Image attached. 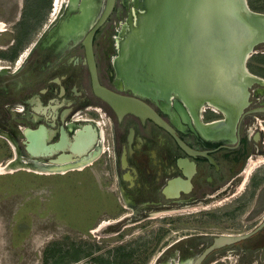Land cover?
Segmentation results:
<instances>
[{
	"label": "flooded vegetation",
	"instance_id": "1",
	"mask_svg": "<svg viewBox=\"0 0 264 264\" xmlns=\"http://www.w3.org/2000/svg\"><path fill=\"white\" fill-rule=\"evenodd\" d=\"M47 1L48 22L35 31L24 20V0L16 4L12 23L9 7L0 2V166L7 169L0 181L83 182L102 208L89 236L104 226L98 225L101 217L107 218V230L117 227L120 235L152 220L195 214V221L168 223V230L180 227L184 235L152 264H195L215 240L254 232L264 221V78L250 71V61L264 55L259 51L264 43L252 47L243 61L250 77H238L236 52L247 41L239 40L233 27L220 31L214 24L213 35L222 32L223 40L215 42L210 75L194 81L189 62L196 60L198 46L187 40L190 12L180 16L179 38H168L175 50L159 48L158 41L143 53L137 46L144 43L139 0H114L100 25L107 0H96L98 8L92 0H61L53 19L55 2ZM95 85L138 100L173 133L139 114L118 115L96 95ZM81 139V154L75 153ZM31 140L41 141L51 154L30 156ZM251 199L254 206L248 207ZM233 204L224 214L230 222L246 209L249 222L262 216L245 233L213 232L223 229L210 222L216 210ZM256 262L264 264V226L247 239L214 249L199 264Z\"/></svg>",
	"mask_w": 264,
	"mask_h": 264
},
{
	"label": "rangeland",
	"instance_id": "2",
	"mask_svg": "<svg viewBox=\"0 0 264 264\" xmlns=\"http://www.w3.org/2000/svg\"><path fill=\"white\" fill-rule=\"evenodd\" d=\"M19 1L0 0L9 7L7 16L11 23L16 17V9L17 12L19 10L16 6ZM216 1L218 2L191 0L189 3L192 24L189 32L186 33L191 35L190 37L187 36V40L196 41L198 46L196 60L193 61V58L189 62L192 69L191 78L194 81L200 78L207 79L210 75L215 42L221 38L219 40L221 43L224 37L222 32L219 33L218 38L213 35V20H225L228 16L236 18L235 1L230 2V5H226L223 0ZM245 1L251 11L264 14V0ZM48 3L47 0H24L25 12L23 15L29 30H41L42 25L47 24L48 17L46 18V15L49 7L51 8ZM209 9H212L211 12ZM36 22L37 25H35ZM224 24V22H219L218 29L223 31L226 25L235 27L228 22L226 25ZM158 30L156 28L153 34L162 35ZM162 36L166 37L164 34ZM164 41L163 46L174 50L173 46H169V43ZM259 51H264V47L260 48ZM203 67L207 69L205 73L200 71ZM250 71L264 78V55L260 54L257 55L256 59L255 57L251 59ZM205 74L207 75L205 76ZM6 170V166H0V173ZM20 179L23 180L22 177ZM29 181L35 182L26 178L22 181L24 184L19 183L12 188L9 185L8 189L10 190H0V264H55V261L61 259L68 260L63 256L67 252L68 254L71 253L73 248L80 251L81 255L86 254L87 256L85 255L78 262L71 264H93L92 261L98 257L113 264H152L162 250L184 235L180 227H169L168 230V223L182 224L190 220L195 221L194 218L196 217L195 214H191L178 218L170 217L168 220L156 219L150 221L145 228L135 227L123 231L120 235H116L120 231L117 227L115 230H107V218L101 217L98 225L104 223V226L99 230L94 228L97 231L95 233L92 231L90 236L81 235L71 230H76L73 228L78 227L86 228L90 225V221L85 220L82 216L86 210L85 199L75 196L77 190L72 182L62 180L58 185L50 188L49 185L43 186L44 183L52 184L48 181L45 182L44 179L39 178L34 184ZM10 182L12 183L11 180ZM14 182L16 183L13 180L12 184ZM84 191L86 190L80 192L83 193ZM234 205L216 210L217 215L210 222L221 224L223 229L221 227L213 232L245 233L258 222L257 218L262 216V214H257L255 219L249 222L248 217L250 215H247L248 211L245 208L246 210L241 212L242 214L236 215L235 220L230 222L226 220L227 217L224 214L232 212L231 206ZM251 206H254L252 199L248 207ZM226 225H229V228H225ZM188 234L193 233L188 232ZM255 264L260 263L256 262Z\"/></svg>",
	"mask_w": 264,
	"mask_h": 264
},
{
	"label": "water",
	"instance_id": "3",
	"mask_svg": "<svg viewBox=\"0 0 264 264\" xmlns=\"http://www.w3.org/2000/svg\"><path fill=\"white\" fill-rule=\"evenodd\" d=\"M138 6L142 10L141 14V22H140V32L143 34L144 43L140 46L142 48V52H145L146 47L155 48L156 42L158 45L159 41V48H161L165 41H168V38H171V41L176 37H178L179 34V19L180 16L183 17V15L186 13L187 17L190 12L191 16L192 13L190 11V2L191 0H139ZM235 1V19L232 17H227L225 20L231 24H234L235 27H233L234 30L246 32L251 31L254 33L259 32L264 34V15H255L251 12H246L245 8L246 3L245 0H223L226 5H230V2ZM114 0H107L105 12L99 21L98 25H100L103 20L106 18V16L109 14ZM213 2H218L216 0H213ZM248 10V9H247ZM186 17V18H187ZM223 18V17H221ZM224 20L217 19V21L213 20V26L218 25L219 22H222ZM175 22V24H173ZM226 22V24H227ZM157 30L163 35H166L164 38L160 34H153L154 30ZM225 30V27L224 29ZM152 33L151 35L149 34ZM157 33V32H156ZM252 33H249V39L247 41V45L250 46L252 44V47L264 43V38L262 40L257 41V44H254V37H252ZM179 38V37H178ZM243 39V38H242ZM251 47V48H252ZM93 79L95 80V75L93 74ZM95 92L98 97H100L102 100H104L107 104H109L112 109L118 114L121 115L124 111H129L134 114H139L142 118H148L151 121H153L157 126L163 127L166 130H169L166 124L161 121V119L149 108H147L144 104L139 102L135 99H124L119 96H115L114 94L109 93L108 91H105L103 89H100L98 85H95ZM124 107V108H122ZM141 113V114H140ZM170 131V130H169ZM171 132V131H170ZM173 133V132H171ZM77 145L75 146V153L81 154V149L83 148V140L76 141ZM32 145L27 146L26 151L27 153L32 157H37L39 155H45L49 156L51 154V150L47 149L44 144L41 141H32ZM56 162V161H54ZM53 171H56V169H53ZM264 226L263 223L252 233L246 234L239 237H229V238H219L214 241V244L211 245L208 249L204 251V253L196 260L195 264H199L204 257L213 251L214 249L227 245L232 244L244 239H247L252 234L259 231Z\"/></svg>",
	"mask_w": 264,
	"mask_h": 264
},
{
	"label": "trees",
	"instance_id": "4",
	"mask_svg": "<svg viewBox=\"0 0 264 264\" xmlns=\"http://www.w3.org/2000/svg\"><path fill=\"white\" fill-rule=\"evenodd\" d=\"M26 178L29 179V180L35 181V182H32V181L30 182L29 181L30 183H33V184L38 181L37 179H35V178H32L31 179L30 177H24L23 180H25ZM43 179L46 180L45 182L48 181V182H51L52 183V184H47V183H44L43 184V186H46V185L48 186L49 185L50 188H53L52 186L58 185L60 183L59 181L58 182L57 181H54L51 178L50 179L49 178H43ZM22 181L20 183L24 184V182H22ZM68 182H72V181H68ZM12 183H13V181H12ZM12 183L11 182L2 183L0 181V190L1 191H3V189L10 190V189H8L9 188V185L11 186L10 188H12V187H14V185L19 184L18 182H16V183L14 182V184H12ZM72 184L74 185V188H76V190H77L75 196H78L79 198H83V200L85 199V203H86L87 202L86 192L88 191L87 193H90L89 191H91V188L90 189L86 188L87 186H86V184H83V182L82 183H76V182L74 183V182H72ZM79 190L80 191L86 190V191H84L83 193H81ZM89 199H90V201H91L92 204L89 205L88 208H87V204H86V210H84V214L82 216H84V219L85 220H87V221L89 220L90 221V225L88 227H86V228H84V227L73 228V229H76V230H71L74 233H78V234H81V235H88V232L90 230H92L93 227H94V225L97 223V219L99 217V214H100L102 208H100V206L98 208H97V206H95L96 205V203H95V200L96 199H95L94 194L90 193ZM82 255L80 254V251H78L77 249H74L73 248V250H72L71 253L68 254V252H67L63 256V258H67L68 260L64 261L63 259H61V260L55 261V264H71V263H76L79 260H81V258L84 257L86 254H82ZM92 263L93 264H113V263H110L107 260H104L101 257L95 258L92 261Z\"/></svg>",
	"mask_w": 264,
	"mask_h": 264
},
{
	"label": "bare ground",
	"instance_id": "5",
	"mask_svg": "<svg viewBox=\"0 0 264 264\" xmlns=\"http://www.w3.org/2000/svg\"><path fill=\"white\" fill-rule=\"evenodd\" d=\"M60 1L61 0H53V3H54V6H53V13L51 14V17H52V19L57 15V11H58V7H59V4H60ZM94 3H95V7L94 8H98L99 6V4H98V2L96 1V0H92ZM90 3H91V1H90ZM92 6V5H91ZM247 7V9L245 8V11L246 12H250V9L248 8V6H246ZM210 10V12H211V10L212 9H209ZM98 12V11H97ZM208 12V11H207ZM209 12V13H210ZM252 13V12H251ZM211 14V13H210ZM254 14V13H253ZM203 15V14H202ZM201 15V16H202ZM255 15H259V14H255ZM264 17V16H263ZM135 18V17H134ZM49 19V18H48ZM133 19V18H132ZM139 19V18H138ZM76 21H78L77 19H75ZM85 20V19H84ZM213 20V19H212ZM211 20V21H212ZM133 21V20H132ZM216 21H217V19H216ZM131 22V21H130ZM141 22V21H140ZM137 23H139V22H137ZM225 23V22H224ZM173 24H175V22L173 23ZM212 24V23H211ZM221 25H222V23H221ZM224 25H226V23L224 24ZM230 25V24H229ZM234 25V24H233ZM5 26V25H4ZM88 26V25H87ZM199 26V25H198ZM227 26V25H226ZM3 27V24L2 23H0V29ZM234 27V26H233ZM188 28V27H187ZM122 29V28H121ZM205 29V28H204ZM233 29V28H232ZM220 31H221V29H220ZM233 32H236V33H238V34H240V35H238V38H239V40L240 39H242V38H244L245 39V41H248V39H249V33H252V36H251V39H252V37H254V44H257V41H259V40H262L263 38H264V34H262V33H259V32H255L254 31V33L252 32V30L251 31H244V32H242V31H238V30H232ZM130 33V32H129ZM221 33V32H220ZM184 35V34H183ZM221 39V38H220ZM219 39V40H220ZM212 40V39H211ZM142 41V40H141ZM189 41V40H188ZM170 42V41H169ZM187 42V41H186ZM240 42H242V41H240ZM117 43H119V42H117ZM124 43V42H123ZM122 43V44H123ZM169 44H171V43H169ZM173 44H175V43H173ZM120 45V44H119ZM186 45V44H185ZM261 45V44H260ZM167 46H168V44H167ZM190 46V45H189ZM225 46H228V45H225ZM172 47V46H171ZM180 47V46H179ZM252 47V44L250 45V46H248V45H242V47H241V50H239V51H237L236 53V65H241V67H239V72H238V77H242V73H244L245 75H247V76H249L250 77V75H249V73L248 72H245V70L243 69V61L244 60H246L248 57H249V55H251L250 53H251V48ZM255 47V46H254ZM257 47V46H256ZM176 49V48H175ZM174 49V50H175ZM121 51V50H120ZM138 51H140V50H138ZM236 51V50H235ZM123 52V51H122ZM146 52V51H145ZM144 52V53H145ZM174 52V51H173ZM176 52V51H175ZM254 52V51H253ZM26 52H24V54H25ZM139 53V52H138ZM187 53V52H186ZM232 53V52H231ZM23 54V55H24ZM27 54V53H26ZM147 54V53H146ZM214 54V53H213ZM132 55V54H131ZM136 55V54H135ZM142 55V54H141ZM229 55V54H228ZM227 56V55H226ZM24 57H25V55H24ZM230 57V56H229ZM234 57V56H233ZM22 58V57H21ZM144 59V58H143ZM229 59V58H228ZM231 59V58H230ZM23 60V59H22ZM148 61V60H147ZM205 61H206V59H205ZM144 62V61H143ZM204 62V61H203ZM202 62V63H203ZM201 63V64H202ZM207 64H209V63H207ZM129 65H130V63H129ZM227 65V64H226ZM126 66V65H125ZM179 66H180V64H179ZM202 66V65H201ZM233 66V65H232ZM146 67H147V65H146ZM134 68V67H133ZM242 69V72H241V69ZM137 70V69H136ZM233 70V69H232ZM127 71V70H126ZM147 71V70H146ZM228 72L229 71H225V78H229L227 75H228ZM119 73V72H118ZM144 73V72H143ZM176 73V72H175ZM224 74V73H223ZM149 75V74H148ZM167 75H169L168 73H167ZM179 75V74H178ZM212 75V74H211ZM139 76V74L137 75V77ZM156 77V76H155ZM219 77H221V76H219ZM141 78V77H140ZM143 78V77H142ZM260 78V77H259ZM144 79V78H143ZM234 79V78H233ZM175 80V79H174ZM231 80H232V78H231ZM236 80V79H235ZM178 81V80H177ZM252 81V80H251ZM253 82V81H252ZM152 83V82H151ZM256 84V83H255ZM190 85V84H189ZM235 85H237V84H235ZM248 85V84H247ZM233 86V85H232ZM231 87V86H230ZM154 88V87H153ZM158 88V87H157ZM227 88V87H226ZM184 89V88H183ZM218 89V88H217ZM171 90V89H170ZM173 91V90H172ZM182 91V90H181ZM180 91V92H181ZM169 92V91H168ZM249 92V91H248ZM151 93V92H150ZM149 93V94H150ZM200 93V92H199ZM215 93V92H214ZM164 94V93H163ZM178 94V93H177ZM219 94V93H218ZM230 94V93H229ZM152 95V94H151ZM201 95V94H200ZM158 96V95H157ZM204 96H208V95H204ZM213 96V95H212ZM232 96V95H231ZM250 96V95H249ZM185 97V96H184ZM214 97V96H213ZM233 97V96H232ZM238 97V96H237ZM218 99H220V98H218ZM222 99V98H221ZM186 100V99H185ZM243 100V99H242ZM242 100H240V101H242ZM170 102V104H171V101H169ZM173 102V101H172ZM243 102V101H242ZM208 103V102H207ZM236 103V102H235ZM201 105H203V104H201ZM200 105V106H201ZM225 105V104H224ZM230 105V104H229ZM194 106V105H193ZM199 106V105H198ZM221 106V105H220ZM238 106V105H237ZM209 107V106H208ZM224 107V106H223ZM236 108H238V107H236ZM212 109V108H211ZM227 109V108H226ZM234 109V108H233ZM232 109V110H233ZM202 110V109H201ZM206 110V109H205ZM238 110V109H237ZM236 110V111H237ZM98 111V110H97ZM198 111V110H197ZM210 111V110H209ZM212 111H214V110H212ZM198 113V112H197ZM228 113V112H227ZM101 114V113H100ZM236 114V113H235ZM234 114V115H235ZM201 115V114H200ZM105 116V115H104ZM239 116V115H238ZM198 117H200L199 115H198ZM105 120V119H104ZM103 121V120H102ZM105 122V121H104ZM202 123V122H201ZM224 123V122H223ZM222 123V124H223ZM221 124V125H222ZM213 125V124H212ZM258 125V124H257ZM100 126V125H99ZM217 126V125H216ZM259 126V125H258ZM206 127V126H205ZM205 130V129H204ZM213 130V129H212ZM215 130V129H214ZM36 138V137H35ZM92 140V139H91ZM77 166H78V168L80 169V165L79 164H77ZM255 166V165H254ZM251 167V166H250ZM253 167V166H252ZM247 169V168H246ZM245 169V170H246ZM249 170V169H248ZM247 171V170H246ZM249 172V171H248ZM246 173V172H245ZM248 177V176H247ZM244 180V179H243ZM243 183H244V181H243ZM177 189V188H176ZM186 189V188H185ZM127 200V199H126ZM216 200V199H215ZM123 204V203H122ZM186 205V204H185ZM169 211V210H168ZM165 212V211H164ZM167 213V212H166ZM160 216V215H159ZM154 217H158L157 215H155ZM101 224V223H100ZM102 225V224H101ZM97 228V227H96ZM101 228V226L97 229V230H99ZM97 230H95V231H93L94 233L97 231Z\"/></svg>",
	"mask_w": 264,
	"mask_h": 264
}]
</instances>
